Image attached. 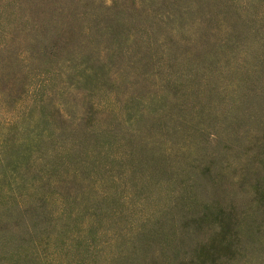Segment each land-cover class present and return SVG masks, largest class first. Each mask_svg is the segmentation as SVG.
Here are the masks:
<instances>
[{
  "label": "rangeland",
  "instance_id": "374dc122",
  "mask_svg": "<svg viewBox=\"0 0 264 264\" xmlns=\"http://www.w3.org/2000/svg\"><path fill=\"white\" fill-rule=\"evenodd\" d=\"M0 264H264V0H0Z\"/></svg>",
  "mask_w": 264,
  "mask_h": 264
},
{
  "label": "trees",
  "instance_id": "16d2710c",
  "mask_svg": "<svg viewBox=\"0 0 264 264\" xmlns=\"http://www.w3.org/2000/svg\"><path fill=\"white\" fill-rule=\"evenodd\" d=\"M23 152H24V151H23ZM23 152H22V153H23ZM22 153H21V154H22ZM18 157H19V156H18ZM18 157H17V159H16V161H15V164H14V166H15L14 169H15V170L17 169L16 165H18V162H17V161H19Z\"/></svg>",
  "mask_w": 264,
  "mask_h": 264
}]
</instances>
